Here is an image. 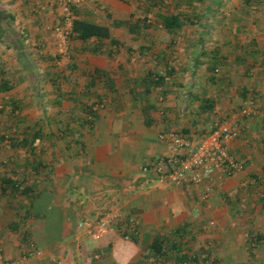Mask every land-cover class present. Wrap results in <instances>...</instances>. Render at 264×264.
Here are the masks:
<instances>
[{
	"label": "crops",
	"instance_id": "obj_1",
	"mask_svg": "<svg viewBox=\"0 0 264 264\" xmlns=\"http://www.w3.org/2000/svg\"><path fill=\"white\" fill-rule=\"evenodd\" d=\"M197 1L184 3L196 8ZM91 4V9L100 6L112 14L117 29L113 30L105 20L94 23L108 26L119 46H113L110 40L98 42L99 57H91L88 69L98 74L83 86L85 107L78 116L67 117L69 122L77 120V127L63 132L51 128V123L63 120L56 110L48 116L39 109V92L44 83L27 63L28 48L43 40V19L33 17V13L38 7L46 14L52 1L0 0V85L11 87L0 92V102L11 104L17 115L0 114V250L5 253V264H52L53 259L66 264H144L142 249L149 248L155 239L164 240L166 245H187L185 236L199 234L211 218L221 219L223 235L231 234L226 236V245H235L230 220L234 212L221 211L219 207L224 203L220 198L240 187L252 165L233 177L213 179L208 186L215 195L211 211L199 205L203 188L188 192L160 181L153 173H144L142 168L174 154L172 146L160 141L163 133L193 136L199 130L197 122L201 117L216 113L224 117L221 119H238L243 130L230 144V151L240 160L247 156L243 162L252 159L247 145L252 136L249 119L235 114L233 108L247 102L251 95H257L256 105L264 107V21L234 25L235 33H249L227 36L226 43L232 42V51L224 55L214 51L212 56L224 66L223 77L205 82L196 75L200 70L186 69V58L195 54L185 51L183 71L170 65L159 73L121 64L111 67V59L122 54L119 50L136 37L128 26V33L123 29L126 23L136 25L132 22L135 7L121 0H93ZM46 16L52 15L49 12ZM75 17L91 22L85 17V2L78 6ZM180 17L184 26L186 17ZM51 21L59 23L54 17ZM204 54L200 50L193 64L201 65L197 58ZM11 59L17 60L16 66L10 65ZM73 70L77 72L78 68L73 65ZM85 70L82 65L81 73ZM168 71L174 74L162 86H155L154 76L167 75ZM26 75L33 82L37 79L33 87L26 82ZM99 88L98 98L93 99L91 94ZM31 89L34 97L26 99L28 93L32 95ZM18 92L23 94L19 97ZM201 92L208 95L201 96ZM53 99L55 105L66 102L59 95ZM104 99L109 100V105L93 113L90 106ZM207 99L215 102L214 107L203 113L201 108ZM24 139L31 142V147L17 145ZM12 184L19 186V191ZM24 188L30 191L20 193ZM108 213L121 217L113 231L93 237L78 228L80 222ZM129 219L136 221L137 228L128 238L123 234L130 233L131 228L124 225ZM30 241L42 252L41 256L26 253ZM95 248L101 253L95 255Z\"/></svg>",
	"mask_w": 264,
	"mask_h": 264
},
{
	"label": "rangeland",
	"instance_id": "obj_2",
	"mask_svg": "<svg viewBox=\"0 0 264 264\" xmlns=\"http://www.w3.org/2000/svg\"><path fill=\"white\" fill-rule=\"evenodd\" d=\"M51 1L53 6L46 14L38 7L33 13V17L43 19L40 28L43 40L28 48L27 63L33 68V71H36V78H40L44 83L42 85L43 89L39 92L42 98V106L39 109L43 115L48 116H53L56 110L63 120L51 123V128L64 132L78 125L77 120L74 119L69 122L67 117L70 115L78 116L80 110L85 107V97L87 98V95H85L83 86L94 75L96 79L98 73L88 69L92 65L91 57L93 56L96 59L99 55L92 51L97 43L95 40L87 43L70 40L72 17L75 18L76 13L72 12L71 17L67 16L57 5L56 0ZM121 1L127 2L129 5L131 3L135 7L132 22L138 25L139 28L136 37L132 41L126 42L128 46L119 50L123 53L120 55L118 53V57L115 60L111 59L109 65L114 67L121 64L137 69L146 68L154 73H159L167 65L175 69L178 68V71H183L187 59V66L189 67L186 69H192L193 67L194 69L197 68L198 71L200 70V75L196 73L200 81H209L210 77H214L215 80L219 81L223 77L222 68L224 66L214 61L212 57L214 51L222 52L223 55L225 51H232V42L226 43V41H229L227 36L231 34L235 36L236 33L240 35L249 33L248 31L244 33L241 30L235 33L234 25L248 23V21H252L253 25H257V22L264 21V0H198L196 8H189L188 6L193 7V4H185L184 2L187 0H182L183 2L179 0ZM84 2L85 17L89 18L91 22L105 20L110 23L113 30L117 29L113 24L112 14L108 11L104 12L100 9V6H94V9H91L93 8L91 4L93 0H85ZM84 2L83 0H75L74 8L78 9V6ZM49 12L52 16L47 17L46 15ZM177 14L185 16L187 22L185 21L184 26L176 30L174 35H170L164 28V17ZM53 17L59 23H52L51 19ZM144 17L147 19H144ZM228 25H230V28ZM126 27L123 29L128 33ZM129 47L130 50L127 51ZM83 49H85V53H83ZM200 50L205 53L197 58L198 62L202 64H193L192 61L195 60L194 58ZM184 51L195 54V57L185 59L182 57ZM163 54L171 57H163ZM102 55L105 54L101 53ZM10 65L16 66L17 60L11 59ZM73 65L78 68L77 72L73 70ZM82 65H85V73H81ZM13 75L9 74L11 77ZM25 79L31 87L37 82V79L33 82L29 75H26ZM101 83L99 82L98 86ZM100 90V88L99 90L96 89L91 94L93 99L98 98L97 93ZM32 92L31 89L30 93ZM22 94L18 92L17 96L20 97ZM39 94L36 92L35 96L39 97ZM58 95L66 101L64 105H55L52 102L55 101L53 97H58ZM203 95L207 96L208 93L201 92V96ZM32 97H34V93L32 95L28 93L25 98ZM257 99V95H251L248 100L261 111V116L257 118H247L239 115L244 103L233 108L235 114L241 118L249 119L247 121L248 124L250 123L249 130L251 129L249 134L252 135L247 144L250 151L248 155L252 159L243 162V159L245 160L247 156L243 159L239 156L244 164L243 172L248 166H253V169L247 172L246 178L240 187L227 194V196L222 195L223 197L220 198L224 203L223 206L221 205L222 207H219L222 208L221 211L227 209V213L229 211L234 212L230 220L235 232L234 239H231V241L233 240L235 245H226V243H229V238L226 239L227 235H223L225 229H222L221 219L211 218L202 226L203 229L199 234L185 236L188 241L187 245H179V251H172L171 245H167L168 253L164 258L156 257L148 246L144 247L141 252L144 264H183L180 260L182 254H185L188 258L185 264H264V209L261 204L264 191V107L261 108L256 105ZM108 101L104 99L99 103L92 104L90 106L92 112L98 113V111L104 110L109 105ZM28 106L26 105V110L29 109ZM10 112L11 115H16V112H12L11 104L4 105V102H0V114ZM221 118L224 117H220L217 113L213 117L210 115L201 117V121L197 122L200 124L199 130L193 136L181 133L192 138L203 135ZM44 125L42 124V127ZM59 136L61 137L60 134ZM8 140L11 141L10 137H6V141ZM58 140L60 141L59 138ZM211 191L212 189L209 192L211 197L206 200L201 197L199 202L200 206L210 211L213 210L212 197L215 196ZM203 193H205V190ZM218 197L220 196L218 195ZM229 236L231 237V234L227 237ZM123 237L125 236L123 235ZM197 238L199 239L197 240ZM194 240L197 241V244ZM94 252L96 255L98 252L101 253V250L95 248ZM0 253L5 259L4 251L0 250Z\"/></svg>",
	"mask_w": 264,
	"mask_h": 264
},
{
	"label": "built area",
	"instance_id": "obj_3",
	"mask_svg": "<svg viewBox=\"0 0 264 264\" xmlns=\"http://www.w3.org/2000/svg\"><path fill=\"white\" fill-rule=\"evenodd\" d=\"M57 5L67 16H72L75 0H56ZM72 17V21H73ZM241 117L257 118L261 111L247 101L240 110ZM241 125L236 118H226L215 122L210 130L197 137H188L182 133H163L160 141L175 149L174 154L160 158L155 163L142 168L144 173H153L160 181H168L173 186L185 191H194L203 188L205 193L202 199L209 198L208 187L216 176L230 178L244 170L243 162L230 151V144L241 135ZM121 217L116 213H108L99 219L84 220L78 228L89 236L98 237L103 233L115 229ZM130 233L125 237L135 234L137 223L129 219L124 223ZM125 232V231H124ZM29 256L39 257L42 252L36 248L34 242L28 243L26 252ZM28 258V257H26ZM0 264H5L4 257L0 253ZM52 264H66L53 259Z\"/></svg>",
	"mask_w": 264,
	"mask_h": 264
},
{
	"label": "trees",
	"instance_id": "obj_4",
	"mask_svg": "<svg viewBox=\"0 0 264 264\" xmlns=\"http://www.w3.org/2000/svg\"><path fill=\"white\" fill-rule=\"evenodd\" d=\"M72 11L76 13L75 8H72ZM125 25L129 27L132 33H136L137 29L139 28L138 25H130L129 23H126ZM182 27H183V22L180 15L177 14V15L164 17V28L170 35H174L175 31L181 29ZM69 37L70 40L80 41L82 43H87L92 40H95L97 43L92 50L95 54L99 53V47H97L98 42H102L104 40H110L113 46L115 47L119 46V43L113 39L111 29L108 26L79 19L76 17L72 21ZM173 74H174L173 71H168L167 75H155L154 76L155 86H162L165 80L168 78V76H171ZM210 80L213 82L214 77L213 78L210 77ZM10 88L11 87H9V85L6 83L1 84L0 92H7L10 90ZM214 103L215 102L213 100L210 99L205 100L201 108L202 112L207 113L208 111H211L214 107ZM12 145L16 146V143H12ZM17 145L22 147H31V142L24 139L22 142H19ZM12 186L14 187V189H16V191H19V186H17L16 184H12ZM29 191L30 189L24 188L20 190V193L24 194V193H28ZM261 204H262V208L264 209V191H263ZM36 211H38V209ZM40 212L41 210L39 209V213ZM149 248L152 251V253L158 258L159 257L164 258L167 256L168 246L165 244L164 240L155 239L153 243L149 246ZM179 248H180L179 245H175V244L171 245L172 251H179L180 250ZM180 260L183 264H185L188 258L185 254H182L180 255Z\"/></svg>",
	"mask_w": 264,
	"mask_h": 264
}]
</instances>
